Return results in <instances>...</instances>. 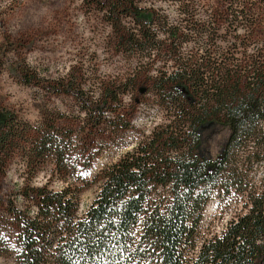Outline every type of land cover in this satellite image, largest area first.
<instances>
[{
	"label": "trees",
	"instance_id": "1",
	"mask_svg": "<svg viewBox=\"0 0 264 264\" xmlns=\"http://www.w3.org/2000/svg\"><path fill=\"white\" fill-rule=\"evenodd\" d=\"M103 1L111 18L124 16L137 27L136 33L117 30L120 48L144 58L158 52L174 63L172 73L148 79L165 104L169 121L96 173L98 192L80 211L86 173L92 167H70L73 155L55 124L33 130L13 111L0 108V178L9 170L7 158L20 153L25 160L18 175L22 181L6 202L14 225L7 249L11 262L264 264V182L254 184L249 179L253 167H243L264 164V41H259L260 25L247 22L242 27L246 39L235 35L241 28L231 21L220 37L221 25L216 24V19L252 17L260 1L221 0L220 9L211 14L214 21L207 24L186 5L180 9V23L169 24L153 10L138 7L140 0ZM239 4V11L233 9ZM160 33L171 48L161 50ZM232 34L233 43L227 40ZM189 43L185 58L180 50ZM228 52L233 59L222 58ZM238 55L242 59L235 58ZM17 78L26 86L39 85L38 77L25 71L17 70ZM136 85V80L128 79L122 87ZM146 86L139 88L140 95ZM47 89L79 102L91 131L100 133L104 124L115 134L132 129L118 105V97L128 89L119 92L120 86H105L98 101L83 98L77 77ZM105 113L111 115L108 121ZM212 123L228 135L219 156L206 159L201 151L202 131ZM97 156L91 150L89 164ZM46 159L54 164L50 177L65 184L57 191L48 182L33 185L42 171L36 166ZM235 194L244 199V212L220 231L202 233L210 201Z\"/></svg>",
	"mask_w": 264,
	"mask_h": 264
},
{
	"label": "rangeland",
	"instance_id": "2",
	"mask_svg": "<svg viewBox=\"0 0 264 264\" xmlns=\"http://www.w3.org/2000/svg\"><path fill=\"white\" fill-rule=\"evenodd\" d=\"M220 1L140 0L137 6L153 10L156 16L166 18V23L178 24L183 17L179 14L180 9L186 5L195 11L197 20L207 24L214 21L210 17L220 9ZM258 2L259 9L252 17L216 19V24L221 25L220 37H224L227 21H231L241 28L235 35L247 39L248 33L243 29L248 22L260 25L259 41H264V0ZM241 6L239 4L233 9L239 11ZM103 7V0H0V108L13 111L21 123L33 130H46L55 124L60 139L69 145L73 155L70 167H81L83 170L92 167L86 173L88 184L85 183L81 195L80 211L86 209L98 192L99 183L94 180L96 173L117 162L126 152L136 148L138 142L150 136L153 129L169 121L165 104L148 79L154 81L163 74L172 73L174 63L158 52L151 58H144L120 48L117 30L123 28L136 33L137 27L124 16L111 18ZM233 35L227 38L231 43L235 41ZM158 39L163 41L161 50L172 47L166 35L160 33ZM190 46V43L182 45L180 51L185 58L189 56ZM221 46L225 48L226 44L221 43ZM229 53L222 58L233 59ZM247 55L251 61L249 52ZM235 58L242 59L240 55ZM17 70L36 75L39 85L22 84L17 78ZM74 77H77L80 90L85 94L83 98L90 101L101 99L100 93L105 86H120L119 92L128 89V93L118 97V105L132 129L115 134L104 124L100 133L91 131L85 113L80 111L79 102L70 95L52 93L47 89L61 83L65 85ZM128 79L136 80L134 89L122 87ZM145 85L147 91L140 95L139 88ZM108 119L111 115L105 113L104 120ZM83 124L85 130L82 129ZM227 135L228 132L217 124L205 125L201 142L203 156L206 159L218 157ZM91 150L98 156L89 164ZM6 162L9 170L4 178H0V264H13L7 249L14 225L6 202L14 197L22 181L18 175L21 167H25V160L20 153H14ZM250 166L253 169L249 179L256 185L261 180L264 182V164L243 165ZM36 167H42V171L34 179V186L48 182L49 188L54 191L65 186L55 177H50L54 164L49 159ZM72 182L70 178L68 183ZM243 212L244 199L241 195L214 197L205 209L202 233L208 235L209 232L220 231L229 220Z\"/></svg>",
	"mask_w": 264,
	"mask_h": 264
}]
</instances>
